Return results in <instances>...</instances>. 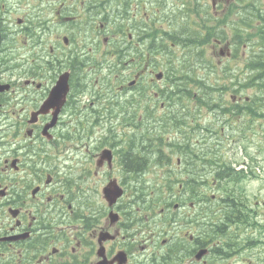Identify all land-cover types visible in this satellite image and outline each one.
<instances>
[{"label": "flooded vegetation", "instance_id": "af4514ba", "mask_svg": "<svg viewBox=\"0 0 264 264\" xmlns=\"http://www.w3.org/2000/svg\"><path fill=\"white\" fill-rule=\"evenodd\" d=\"M230 3L0 0V84L8 86L0 94V264H211L213 255L225 259L223 247H229L227 242L236 246L233 237L243 228L244 208L238 202L217 208L221 216L213 217L207 203L186 206V191L179 183L173 205L156 217L149 216L143 196L134 210L124 197L109 207L102 196L107 182L103 175H110L117 160L114 144L107 145V137L101 140L100 135L113 131L118 114L108 72L116 65L129 68L133 54L147 55L149 32L163 34L180 20L195 19L192 6L197 4L209 32L216 17L222 20L218 30L231 36ZM210 50L215 53L216 47ZM62 73L69 74L70 92L56 124L44 130L53 109L33 123L31 117ZM107 75L108 102L101 109L94 98L88 107L85 83ZM233 104L240 106L239 101ZM193 146L208 149L202 143ZM212 146L199 165L177 159V179L206 182L210 188L217 184L222 176L214 174L211 161L219 157L213 148L220 142ZM106 149L112 151L111 161L100 159ZM145 165L137 163L139 169ZM97 178L103 184L97 185ZM203 216L210 219L199 222ZM202 249L205 256L197 260Z\"/></svg>", "mask_w": 264, "mask_h": 264}, {"label": "rangeland", "instance_id": "374dc122", "mask_svg": "<svg viewBox=\"0 0 264 264\" xmlns=\"http://www.w3.org/2000/svg\"><path fill=\"white\" fill-rule=\"evenodd\" d=\"M262 3L264 4V1ZM254 30L255 28H252V32H254ZM214 39H216V37H213L211 39L210 44L212 45L214 44ZM225 39L231 40L230 34H228ZM255 43L256 46H254ZM257 43L258 42L254 40V38L247 39V42H245V44H242L240 46L238 50V54L235 55L236 61L228 62L225 68L221 67L216 62L217 64L216 72L213 73V76L210 79L213 80L216 78H222V79L224 78L223 80L221 79L218 80L221 85L228 87V90L230 91V92L225 91L223 93L218 91L217 92L218 99L225 98V100L230 102V97L232 95H237L241 97H243V95H246L249 97H255L256 99L261 98L260 93L256 87L255 88L249 87L248 89L243 91L241 90V86L239 84V82L245 83L242 81V75L244 74L248 63L250 62L251 57H253V53L255 52L254 50L260 51ZM177 50L181 51L180 48H177ZM216 50L218 51V49ZM207 51H209L207 52V56H211L212 50H210L209 46L207 47ZM218 61L227 62V58H222V59L218 58ZM219 67L222 68V71H220ZM158 71H161V69L156 70V72ZM229 74H233L235 76L238 75L236 79V83H231L225 78ZM154 75L150 76L149 74L146 78V81H144L142 85H144L147 88V95L149 97H152L153 102L157 104L159 108H161V106L163 107V110L161 112L160 111L156 112V114L162 113V116L169 117L166 114H170V113L175 114L177 111H180V115L181 117H183V112H184L185 123L189 128L188 132L190 131L192 132L195 141L200 140L201 142H206L211 147H213L212 145L215 144L216 140L219 141L220 147H218L219 150L218 152L221 153L223 151L224 160L227 163H231V165H236V166L239 165L236 168L237 171H240L241 169L244 170V174L242 175L243 179L238 184H233L231 182L227 184L229 186L228 194H230V191L234 189V191L236 192L235 194L238 195L240 204L241 201L243 200V202L246 204V207L248 209H251L250 211L252 213L250 215L245 216L246 221H249L251 223L254 222V224L252 227L248 226L242 229L239 228L238 235L236 234L234 237L232 236L234 240L235 239L237 240V245L235 248L236 251L231 255L230 258L223 259L213 255L212 258L210 259L211 264H264V117L260 118V116H256L253 120L248 118L247 116H243L238 120L229 118L228 122L236 124L232 129L231 126H229L226 122L227 117L220 118V114H215V115H219V118H217L216 116V118L214 119L213 118L214 113H209V114L204 113L206 117L202 118V121H204V123L205 122L211 123V129L214 130L215 132L212 133V131L210 130L207 132L208 134H206L205 132L202 131H195V128L197 127V123L200 121V118H197V120L194 121L192 118L193 113L190 115L186 114L185 112L186 106H181L180 104L179 98L180 96H182L181 94L180 96L174 97L175 99L174 101L167 98L166 96H163L164 85H162L161 83L157 84L155 81H151L152 78L155 80ZM147 82L149 83V86L147 85ZM133 94H134L135 103L138 106H140L141 109L144 110L137 112L138 113L143 112L144 118L150 119L153 114H150L147 111H145V107H150L152 103L146 98L143 97L138 98V95L136 94L135 91H132L130 95ZM184 101H187V99L184 98ZM189 105L194 106L196 104L189 103ZM8 109H10V111L13 110V108H8ZM195 110L197 111L198 109L196 108ZM263 111H264V105H263ZM190 122H192V124L188 125V123ZM175 125H178V122H176ZM170 136H172V134H168L169 138ZM148 137H152V135L149 134ZM179 137L181 136L179 135ZM203 137H205L206 139ZM171 138L175 139L177 138V135L174 133ZM183 144L184 142L180 144V147ZM166 151L169 152L168 149ZM163 169L165 170V168ZM163 174H164L163 176L166 177V173L163 172ZM146 176H152L153 178L147 180L145 179ZM159 177H161V175H158L155 172V170H153L152 173L146 174L144 177H142L138 183H134L133 177L130 179H125V175H123L122 172L121 182L124 186L129 187V192L127 196L131 195L130 188L131 186L134 185L142 188L143 198H146L148 201H152V200L154 201L157 200L160 196L159 192L157 191L158 186L154 188V187H147L146 185L155 182L156 179ZM100 178L103 179V176H101ZM96 182L97 185L103 184V182H98V178L96 179ZM202 191H204L203 188L202 190H200V192ZM238 192L242 193V200ZM212 193L216 198H218L219 201L212 202L210 205L208 203V207L212 208V211L209 210V213H211L213 217H219L220 213L218 212L220 211L216 209L220 207H225L224 202L220 200L223 196H225L224 189L222 188V186L219 187V185L217 184V187L212 189ZM205 201L208 200L206 199ZM89 202L93 204L95 201L91 199L89 200ZM132 206L137 207L136 204ZM200 206L201 205L197 202L196 207L200 208ZM196 213H201L202 215H204L205 211L199 210ZM203 217L205 218L201 219L199 222H203L206 219H210L209 217L206 216ZM149 223L153 224L154 221L150 220ZM158 248L159 247L156 246L154 249L157 250Z\"/></svg>", "mask_w": 264, "mask_h": 264}, {"label": "trees", "instance_id": "16d2710c", "mask_svg": "<svg viewBox=\"0 0 264 264\" xmlns=\"http://www.w3.org/2000/svg\"><path fill=\"white\" fill-rule=\"evenodd\" d=\"M250 1V0H246ZM255 22L259 25L254 31L251 32L250 29L253 28L254 19ZM244 25L246 30L244 32H239L236 30L241 29V25L236 23L234 25L235 28V36L233 39L234 46H240L242 43L247 42V39L257 38L260 46V52L264 51V12L259 8L254 10V6L251 4H246L245 6V15L243 17ZM222 20H217V24H221ZM234 24V23H233ZM197 26H189L186 27L184 24L183 27L180 26L176 28L173 33L164 32L162 35L159 33L150 35L149 42L156 43V46L163 51L161 56L165 61V69L167 71L169 83L163 90L164 96H193L196 95L200 97H208L211 95V92L214 90L210 88L211 84L207 80V74L210 73L211 70L214 71V68H217L216 64H213L214 61L212 57L207 56V46L210 45L213 37L216 39L222 40L224 37V32L218 30V28L213 25L212 31L209 32L208 24L204 21L196 22ZM244 34V35H243ZM188 46L190 47H186ZM160 46V47H159ZM175 46H178L183 49L181 51V55H179L175 51ZM256 46V43L255 45ZM259 47V46H258ZM253 58L250 59V62L247 65V68L243 75V82L241 84V89L244 91L250 88H257L260 95L264 94V55L259 51L254 50ZM238 52L235 50L234 55ZM166 57V59H165ZM152 58H156L151 51V47L149 50V62H151ZM177 65L176 68L173 67ZM210 64V66H209ZM221 67H226V64H222ZM226 79H233L236 83V76L230 74ZM179 84V85H177ZM195 84L196 90L192 87ZM221 91L226 90L227 87L222 85H218V89ZM170 90V92H169ZM181 91V93H180ZM260 101L253 99L249 103H246L245 107H237L224 109L225 112L231 114L232 118L238 117L240 114L245 113L250 116H260L263 117V112L255 109L252 105L258 104ZM172 116V115H171ZM169 117L172 119V117ZM168 119V120H170ZM148 150L144 148V152H140L137 154L127 153L125 155L126 165H130L127 167L129 170H133V172H137L139 170L137 163L144 162L147 159ZM149 155V154H148ZM136 161V163H132Z\"/></svg>", "mask_w": 264, "mask_h": 264}, {"label": "water", "instance_id": "95a60500", "mask_svg": "<svg viewBox=\"0 0 264 264\" xmlns=\"http://www.w3.org/2000/svg\"><path fill=\"white\" fill-rule=\"evenodd\" d=\"M65 91V85L63 82L59 84L58 89L56 90V93L51 96V101L55 103V98H59L62 93ZM105 198L108 200L109 204H113L117 198H119L122 195V191L117 187L114 186V184H110L104 191ZM203 252H200L197 256V258H200Z\"/></svg>", "mask_w": 264, "mask_h": 264}, {"label": "bare ground", "instance_id": "6f19581e", "mask_svg": "<svg viewBox=\"0 0 264 264\" xmlns=\"http://www.w3.org/2000/svg\"><path fill=\"white\" fill-rule=\"evenodd\" d=\"M149 42V41H148ZM149 46L151 47V51H152V53H153V55H155V56H157V55H161V53L163 52V51H161V50H159V48L156 46V43H151V42H149ZM160 47V46H159ZM186 47H190V46H188V44H187V46ZM163 54V53H162ZM161 56H163V55H161ZM119 68H120V66L119 65H116V66H114L113 67V70H119ZM177 85H179V84H177ZM142 91H143V89H139L138 90V92L141 94L142 93ZM180 93H181V91H180ZM177 96V95H176ZM176 96H170V97H168L167 96V98H169V99H171L172 101H174L175 99H174V97H176ZM180 110V109H179ZM182 111V110H181ZM184 118V112H183V117H181V115H180V111H177L176 113H175V117H174V125L176 124V122H178V125L180 124V122H181V120ZM173 183H175V181L173 180ZM233 197L235 198V199H238V195L237 194H235V193H233ZM239 200V199H238ZM144 201V200H143ZM142 203H144L143 205H145V203L146 202H142ZM141 203V204H142Z\"/></svg>", "mask_w": 264, "mask_h": 264}]
</instances>
